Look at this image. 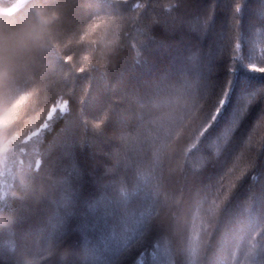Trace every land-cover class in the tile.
I'll return each mask as SVG.
<instances>
[{"label": "trees", "instance_id": "obj_1", "mask_svg": "<svg viewBox=\"0 0 264 264\" xmlns=\"http://www.w3.org/2000/svg\"><path fill=\"white\" fill-rule=\"evenodd\" d=\"M51 3L60 6L53 27L66 51L46 56L39 86L21 78L29 94L0 109V211L12 216L0 226V264L50 248L37 264H264V96L254 98L264 72L249 67L264 68V0ZM100 15L119 20L100 30L106 43L118 37L107 59L101 45L75 42ZM206 15V30H195ZM166 87L175 93L163 110H145L139 98ZM188 97L206 130L192 143L182 129L158 137L162 118H181ZM142 214L143 232L125 249Z\"/></svg>", "mask_w": 264, "mask_h": 264}, {"label": "clouds", "instance_id": "obj_2", "mask_svg": "<svg viewBox=\"0 0 264 264\" xmlns=\"http://www.w3.org/2000/svg\"><path fill=\"white\" fill-rule=\"evenodd\" d=\"M59 7L51 3V0H30L26 11L15 20H0V108L12 109L22 102L29 91H19V80L25 78L33 81V87L39 86L36 71L44 72L50 67L45 57L60 55L66 51V42L62 43L58 39L53 27L61 18ZM118 24L119 20L114 16H93L80 26V34L75 42L101 45L103 51L99 56L107 59L114 51L118 37L106 43L100 30H109ZM90 29L97 31L90 36ZM93 51L94 48H87L84 53ZM93 58L89 55L90 60ZM19 182L21 185H30V174L21 173ZM20 195L21 193L14 197ZM11 221L12 216L9 213L0 211V226H6ZM19 261L20 264H37L29 251H22Z\"/></svg>", "mask_w": 264, "mask_h": 264}, {"label": "snow or ice", "instance_id": "obj_3", "mask_svg": "<svg viewBox=\"0 0 264 264\" xmlns=\"http://www.w3.org/2000/svg\"><path fill=\"white\" fill-rule=\"evenodd\" d=\"M236 13H240L241 12V7H237L235 9ZM210 20V16L206 15L204 16L203 20L199 21L198 23H195L193 25V28L195 30H199V31H204L207 28V24ZM173 27L179 26L177 22H173ZM237 48H239V45H237ZM66 59L71 60V57H66ZM251 70L254 71H260V72H264V68H257L255 67L254 64H250L249 65ZM233 69H230L229 71L231 72ZM81 72L84 71L83 68L80 69ZM227 88L225 89V94L224 96H222L219 100H218V107L215 109V111L212 113L211 115V119L215 118V115L218 114L219 112V107L223 106V103L225 101V97H226V93H227ZM175 93V89L174 88H164L161 92L155 94L154 96L144 99V98H139L140 100L144 101L143 104V108L145 110L151 111V112H159L161 110H163L164 106H165V100L164 97L165 96H170L172 94ZM261 97L264 96V88H261L259 91H257L254 94V98L257 99V97ZM179 108V106H177ZM2 109V108H0ZM53 111H55V109H53ZM184 115L179 118V119H175V118H162L161 122H160V126L157 130V136L160 138H163L165 140H171V138L182 129V135H181V140L184 143H188V142H193L194 139L201 134L204 130H206V124L204 122V118L201 115L200 109H199V104L194 101V100H190L188 97V104H186L183 109H182ZM198 113V114H197ZM49 119H51V113L49 114ZM185 120L188 121L187 124H185ZM47 125H45L46 127ZM96 128H99V126H94ZM35 135V133L33 134ZM250 143V140H249ZM176 149L177 151H174L172 153V156L175 157L176 155H178L179 151H181L182 149H180V144L179 142L176 145ZM252 164L254 161H251ZM233 168H235V166H233ZM232 173H226L225 176L231 175ZM225 176L221 178V180L219 181V184L221 186H223V180L225 179ZM136 227L132 233V235L128 238L126 244H125V249H127V247L133 242L135 241L139 235L143 232V229L145 227L146 224V214H142L141 217L139 219H137L135 221ZM45 251L49 252V255L47 258H50L53 255V251L52 249H47V250H34L32 252L33 258L36 260V262L44 256ZM165 254L167 255L166 250ZM93 254V253H92Z\"/></svg>", "mask_w": 264, "mask_h": 264}, {"label": "water", "instance_id": "obj_4", "mask_svg": "<svg viewBox=\"0 0 264 264\" xmlns=\"http://www.w3.org/2000/svg\"><path fill=\"white\" fill-rule=\"evenodd\" d=\"M28 1L29 0H19L15 4L11 5L10 7H7V8L0 7V13H7V12L11 11L12 9H14L18 6H21L22 4H24Z\"/></svg>", "mask_w": 264, "mask_h": 264}]
</instances>
